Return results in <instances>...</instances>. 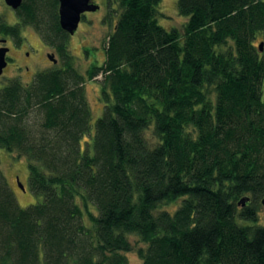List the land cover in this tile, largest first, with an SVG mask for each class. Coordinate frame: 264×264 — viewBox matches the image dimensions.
<instances>
[{
    "label": "trees",
    "instance_id": "obj_1",
    "mask_svg": "<svg viewBox=\"0 0 264 264\" xmlns=\"http://www.w3.org/2000/svg\"><path fill=\"white\" fill-rule=\"evenodd\" d=\"M160 1L108 11L104 59L85 71L101 75L93 123L57 0L0 17V38L34 26L61 60L0 88V149L40 197L20 207L0 171V264H126L131 237L139 264H264V0H175L181 27L159 23ZM31 105L37 139L20 120Z\"/></svg>",
    "mask_w": 264,
    "mask_h": 264
},
{
    "label": "rangeland",
    "instance_id": "obj_2",
    "mask_svg": "<svg viewBox=\"0 0 264 264\" xmlns=\"http://www.w3.org/2000/svg\"><path fill=\"white\" fill-rule=\"evenodd\" d=\"M100 6L96 11L85 12L78 23L76 31L68 35L66 49L72 58L73 67L84 76L81 88L83 90L87 106L90 111L91 121L100 116L102 111V101L99 98L101 75H97L92 80L85 77V71L92 62L100 64L104 59V49L108 36L112 32V25L117 17L118 10L111 13V18L107 16L108 11L116 8L115 0H95ZM0 17L7 24H14L18 19L15 10L7 6L0 0ZM46 20V18H45ZM44 20V21H45ZM184 18L176 12L175 0H161L159 3V23L166 27H181ZM21 42L14 43L8 36L7 45L11 46L8 65L0 75V88L8 85L12 80H17L22 86H26L32 81L33 75L41 70L57 68L61 66L59 54L54 47L44 42L34 26L25 25L20 29ZM256 44V43H255ZM262 50V49H261ZM46 53L53 54L56 63H52ZM22 125L30 131L32 137L36 139L41 135V123L43 120L42 111L31 105L20 116ZM91 123V128H92ZM149 133V132H148ZM0 171L5 176L9 188L12 190L20 207H27L40 201L28 188V166L24 158L16 159L14 152L9 153L0 149ZM16 185H15V182ZM178 204L169 203L163 205L166 209L173 211ZM259 222H264V206L261 205ZM131 249L123 253L126 264H139L140 259L135 248L140 243H136V237H131Z\"/></svg>",
    "mask_w": 264,
    "mask_h": 264
},
{
    "label": "water",
    "instance_id": "obj_3",
    "mask_svg": "<svg viewBox=\"0 0 264 264\" xmlns=\"http://www.w3.org/2000/svg\"><path fill=\"white\" fill-rule=\"evenodd\" d=\"M4 3L11 9L16 10L22 3V0H3ZM58 2V23L60 28L68 35H72L80 21L81 15L85 12L96 11L99 6L93 3L91 0H57ZM5 38H0V43H5ZM262 43L259 44V50L261 51ZM8 47L0 46V75L3 69L6 67V53ZM48 59L52 63H56V59L51 54L48 55ZM248 197H242L238 200L237 204L244 206L248 201ZM260 204L264 206V196L260 199Z\"/></svg>",
    "mask_w": 264,
    "mask_h": 264
},
{
    "label": "flooded vegetation",
    "instance_id": "obj_4",
    "mask_svg": "<svg viewBox=\"0 0 264 264\" xmlns=\"http://www.w3.org/2000/svg\"><path fill=\"white\" fill-rule=\"evenodd\" d=\"M93 3H95L96 4V1L95 0H91ZM100 7V6H99ZM83 17H85V15L84 14H82L81 15V18L80 19H82ZM74 35V34H73ZM5 40H6V38H5ZM7 41H5V43H0V46H6V47H8V51H7V53H6V61H7V64L6 65H8V59L10 58V56H9V53H10V51H11V46H9V45H7V43H6ZM50 53H46V57L48 58V55H49ZM52 56H53V54H51ZM55 59V58H54ZM15 182V181H14ZM15 185H16V182H15Z\"/></svg>",
    "mask_w": 264,
    "mask_h": 264
}]
</instances>
